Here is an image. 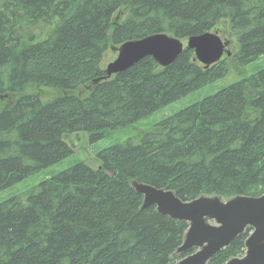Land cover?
Segmentation results:
<instances>
[{
  "label": "trees",
  "instance_id": "trees-1",
  "mask_svg": "<svg viewBox=\"0 0 264 264\" xmlns=\"http://www.w3.org/2000/svg\"><path fill=\"white\" fill-rule=\"evenodd\" d=\"M222 32L237 52L206 69L185 51L97 85L113 47ZM264 56V0H0V191ZM229 61H232L230 63ZM0 204V264H176L186 222L142 210L133 183L185 202L264 194V70ZM248 229L209 264L242 257Z\"/></svg>",
  "mask_w": 264,
  "mask_h": 264
},
{
  "label": "water",
  "instance_id": "water-1",
  "mask_svg": "<svg viewBox=\"0 0 264 264\" xmlns=\"http://www.w3.org/2000/svg\"><path fill=\"white\" fill-rule=\"evenodd\" d=\"M230 43L218 33L207 32L192 36L187 42L165 33H157L140 40H132L120 47H113L116 59L108 64L105 76L93 81L94 85L122 74L146 58H152L161 68L173 65L185 51H193L195 61L206 68L218 64L226 54ZM134 190L143 196L142 210L156 207L161 215L186 222L189 230L178 253L197 250L177 264H208L220 251L230 247L247 228L254 232L246 242L247 253L242 259L227 264H264V195L258 198L239 196L227 202L219 197H200L185 202L173 191L134 182ZM213 221L216 225H211Z\"/></svg>",
  "mask_w": 264,
  "mask_h": 264
},
{
  "label": "rangeland",
  "instance_id": "rangeland-1",
  "mask_svg": "<svg viewBox=\"0 0 264 264\" xmlns=\"http://www.w3.org/2000/svg\"><path fill=\"white\" fill-rule=\"evenodd\" d=\"M218 35L222 38V40L230 43L231 46L229 51L232 52V55L237 52L238 49L235 41L231 42L229 37L222 32H219ZM184 44L186 46L185 41ZM116 57L117 53L109 50L102 63V68L106 69L108 64L113 62ZM230 58H232V56ZM230 58L225 55L222 61L228 62ZM229 62L232 63V61ZM261 70H264V56L258 58L248 65L241 67L233 63V65L231 64L230 66L229 72L220 80L209 84L166 107L159 109L155 113L137 121L131 126L109 133L106 137L97 142H91L87 133L70 135L67 143L72 149V154L69 157L53 166L43 169L38 173L23 179L11 187L1 190L0 204L16 196L25 194L29 190L37 187L44 180L50 179L78 164L83 163L93 169H98L101 166V160L98 156L103 150L117 145H124L129 142L134 144L140 143L144 135L155 125L176 115L186 108L215 95L220 90L255 75Z\"/></svg>",
  "mask_w": 264,
  "mask_h": 264
}]
</instances>
